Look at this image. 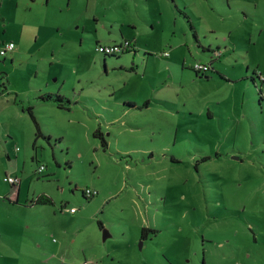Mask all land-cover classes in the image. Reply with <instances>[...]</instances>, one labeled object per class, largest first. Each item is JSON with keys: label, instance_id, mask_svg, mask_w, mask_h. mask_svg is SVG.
<instances>
[{"label": "rangeland", "instance_id": "obj_1", "mask_svg": "<svg viewBox=\"0 0 264 264\" xmlns=\"http://www.w3.org/2000/svg\"><path fill=\"white\" fill-rule=\"evenodd\" d=\"M212 2L0 0V264H264V0Z\"/></svg>", "mask_w": 264, "mask_h": 264}, {"label": "crops", "instance_id": "obj_2", "mask_svg": "<svg viewBox=\"0 0 264 264\" xmlns=\"http://www.w3.org/2000/svg\"><path fill=\"white\" fill-rule=\"evenodd\" d=\"M208 1H210V2H212V0H208ZM200 2H201V4H205V3H207V0H200ZM200 2H199V0H160V4H161V7H160V12L161 13H167V14H170L172 17H174V23H176V21H177V18L181 15V14H184L181 10H183V11H185V13L188 15V16H190V15H193V14H196V7H195V4H200ZM213 3V2H212ZM200 4V5H201ZM211 7H213V5H211ZM181 9V10H180ZM199 11V10H198ZM185 15V14H184ZM127 20H126V18H122L120 21H119V23L120 24H123L124 22H126ZM188 28L186 27V29L183 31V33L185 34V33H187V30ZM190 31L192 30V32H193V39H192V41H189V47H190V45L192 44V43H195V42H197V43H199V45H201L202 47H203V45L204 44H201V39L199 38V36H198V28L195 26V25H191L190 26V29H189ZM131 37V38H133L134 36H127V35H123L122 34V37ZM189 36L191 37V35H190V33H189ZM186 38H187V36H186ZM188 39V38H187ZM115 40V39H114ZM3 42V41H2ZM187 43V42H186ZM208 43V45H210L209 44V42H207ZM134 44L135 45H133L132 47H137L138 46V44H137V40L134 38ZM216 45H219L218 43H216ZM211 46V45H210ZM220 46V45H219ZM206 46H204V48H205ZM223 51V50H222ZM12 55V54H11ZM200 58H202V57H200ZM202 59H204V60H206L205 58H202ZM207 61H209V62H211L212 61V64L214 65V67L216 68V66H215V64L213 63V59L211 58V60H207ZM191 65H192V62L190 63ZM5 95H7V94H5ZM4 95V96H5ZM11 95L10 94H8L7 95V97L5 96L4 98H5V101L8 103V104H16V105H19V101H17L15 98L16 97H10ZM128 104H131V105H136V106H138L139 104H136L135 102L134 103H129L130 102V100H128V101H126ZM147 103V102H146ZM21 107H22V109H23V104H21ZM20 107V108H21ZM15 174H17V175H19L17 172H15ZM19 177H20V179H21V176L19 175ZM18 184V188H17V190H16V193H17V199L19 198V194H20V180H19V183H17ZM26 193H27V191H26ZM33 198H31L30 200H29V202L30 203H32L33 202V200H32ZM32 201V202H31ZM34 204V203H33ZM32 204V205H33ZM26 225H28L27 227H31L30 225H29V223H26ZM93 258H91V260H92ZM95 259H93L92 261L95 263V261H94Z\"/></svg>", "mask_w": 264, "mask_h": 264}, {"label": "built area", "instance_id": "obj_3", "mask_svg": "<svg viewBox=\"0 0 264 264\" xmlns=\"http://www.w3.org/2000/svg\"><path fill=\"white\" fill-rule=\"evenodd\" d=\"M133 41L127 37L120 41H113L109 43H102L97 42L96 48L101 49L105 53H119L125 49H128L132 47ZM15 46V42L12 39H9L7 41H3L0 43V53H5L8 50L12 49ZM164 52H168L165 50ZM193 66L201 71L207 70L211 64L209 61H203L200 59H196L193 62ZM44 168V163H39L38 170H42ZM5 179L9 180L11 183H19L20 177L17 174H6L4 176ZM85 191L88 195L95 194L97 192V189L95 187L86 186ZM80 264H95L91 259L89 258H83L80 261Z\"/></svg>", "mask_w": 264, "mask_h": 264}, {"label": "trees", "instance_id": "obj_4", "mask_svg": "<svg viewBox=\"0 0 264 264\" xmlns=\"http://www.w3.org/2000/svg\"><path fill=\"white\" fill-rule=\"evenodd\" d=\"M180 10H181V9H180ZM181 11H182L184 14H186L185 11H183V10H181ZM124 38H125V37H124ZM127 38H129V39H131V40L133 41V38H131V37H127ZM97 41H99V40H97ZM0 43H2V42H0ZM133 51H135L134 47H133ZM5 53H6V52H5ZM5 53H2V54H5ZM115 54H118V53H115ZM212 59H213V57H212ZM193 62H194V61H193ZM193 62H192V66H193ZM210 64H211V66H210L207 70H204V71H201V70L195 68L194 66H193V68H194V70H195L196 73H203V74H206V75H207V74L209 73L208 70H209L210 68L216 70V68H215L214 65L212 64V61L210 62ZM132 67H133V66L131 65V68H132ZM255 71H256V70L254 69V72H255ZM219 73H220V71H219ZM256 73H257V71H256ZM220 74L223 75L222 73H220ZM257 75H258L261 79H264V75H262L261 71H258ZM2 84H3V88H6V83H5L4 80H2ZM39 96H41L42 98H45V99H48V98H49V99L55 100L59 105H62L63 103H66L67 101H69V98L66 97L65 95H63V94L60 93V92H52V91L41 92V93L39 94ZM260 97L262 98L263 95L261 94ZM15 99H16L17 101H19L17 98H15ZM146 102H147V101H146ZM129 103H134V102L130 100ZM23 108H26V109L28 110L29 114L31 115V117H32L33 120H34V123H35V126H36V133H35V134H41V133H42V129H41L40 125H39V122H38V120H37L35 114H34V111H33V109H32L31 104H27L26 106L23 105ZM94 133H95V134H98V135L100 136V138H101V143H102L103 145H105V144H106V138L104 137L103 132H102L101 130H99L98 128H95V129H94ZM84 192H85L86 195H88V194L86 193V191H85V188H84ZM89 196H90V195H89ZM32 200H33V201H36V202H47V201L50 202V201H52L51 197H50L49 195L45 194V193H39V194H37L36 197H35L34 199H32ZM98 223H99L100 226H103V222H102L100 219H98ZM149 228H150V227L142 226V228H141V237H145V236H146V234H147V230H148ZM150 229H153V228H150ZM153 230H155V229H153Z\"/></svg>", "mask_w": 264, "mask_h": 264}, {"label": "water", "instance_id": "obj_5", "mask_svg": "<svg viewBox=\"0 0 264 264\" xmlns=\"http://www.w3.org/2000/svg\"><path fill=\"white\" fill-rule=\"evenodd\" d=\"M108 234H109V232L105 230L103 233V238H105Z\"/></svg>", "mask_w": 264, "mask_h": 264}]
</instances>
